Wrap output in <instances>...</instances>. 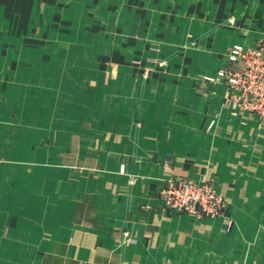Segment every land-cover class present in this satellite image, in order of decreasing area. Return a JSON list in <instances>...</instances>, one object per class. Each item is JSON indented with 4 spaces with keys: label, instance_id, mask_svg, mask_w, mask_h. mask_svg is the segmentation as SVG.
Returning <instances> with one entry per match:
<instances>
[{
    "label": "crops",
    "instance_id": "obj_1",
    "mask_svg": "<svg viewBox=\"0 0 264 264\" xmlns=\"http://www.w3.org/2000/svg\"><path fill=\"white\" fill-rule=\"evenodd\" d=\"M263 37L264 0H0V96L47 84L55 58L69 56V41L85 40L95 71L110 79L138 73V59L167 58L148 84L171 94L165 104H181L177 89H194L199 74L226 64L228 46ZM243 116L226 110L211 134L176 129L180 159L167 157L174 173L219 181L229 202L223 216L166 218L159 207L161 223L147 217L132 228L137 242L121 256L107 250L121 245L113 240L64 246L54 239L64 228L23 224L2 203L0 264H264V127Z\"/></svg>",
    "mask_w": 264,
    "mask_h": 264
},
{
    "label": "rangeland",
    "instance_id": "obj_2",
    "mask_svg": "<svg viewBox=\"0 0 264 264\" xmlns=\"http://www.w3.org/2000/svg\"><path fill=\"white\" fill-rule=\"evenodd\" d=\"M90 44L70 40L69 56L55 58L47 84H26L20 96L15 89L0 96V204L7 205L5 212L18 214L23 224L53 222L64 228L54 234L64 246L118 241L119 248L107 250L121 256V248L137 242L132 228L147 217L161 223L159 207L166 218L223 216L229 202L219 181L174 173L167 157L180 159L182 136L175 135L176 129L183 136L195 130L216 133L226 110L254 116L264 127V58L253 60L247 72L242 62L229 59L236 45L264 53V37L228 46L226 64L199 74L194 89H177L181 104H165L164 96L171 94L148 84L160 72L158 64H169L167 58L157 65L138 59V73L110 79L95 71ZM231 74L240 85L230 82ZM221 93L219 107L213 100ZM185 182L220 194L221 211L173 210L165 199ZM233 226L234 220L226 221L228 230Z\"/></svg>",
    "mask_w": 264,
    "mask_h": 264
},
{
    "label": "built area",
    "instance_id": "obj_3",
    "mask_svg": "<svg viewBox=\"0 0 264 264\" xmlns=\"http://www.w3.org/2000/svg\"><path fill=\"white\" fill-rule=\"evenodd\" d=\"M264 58V53L256 49H245L244 46L236 45L229 52V59L233 63H241L247 72L252 67V61ZM264 68V67H262ZM222 74L225 72L222 71ZM229 80L233 85H240V79L231 74ZM173 197L165 199L173 210L187 211L200 215H216L223 206V197L217 192H212L208 187H202L192 182H185L174 189Z\"/></svg>",
    "mask_w": 264,
    "mask_h": 264
}]
</instances>
